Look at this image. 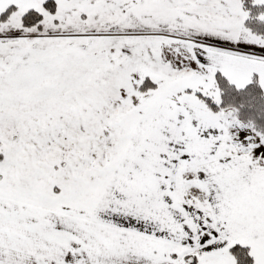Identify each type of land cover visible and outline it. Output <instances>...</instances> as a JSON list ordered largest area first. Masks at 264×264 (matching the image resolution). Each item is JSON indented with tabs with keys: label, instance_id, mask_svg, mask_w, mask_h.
<instances>
[{
	"label": "snow or ice",
	"instance_id": "snow-or-ice-1",
	"mask_svg": "<svg viewBox=\"0 0 264 264\" xmlns=\"http://www.w3.org/2000/svg\"><path fill=\"white\" fill-rule=\"evenodd\" d=\"M0 264H264V0H0Z\"/></svg>",
	"mask_w": 264,
	"mask_h": 264
}]
</instances>
